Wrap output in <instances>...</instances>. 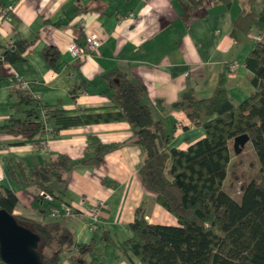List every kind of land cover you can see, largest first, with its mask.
Here are the masks:
<instances>
[{
	"label": "crops",
	"instance_id": "0c3cea01",
	"mask_svg": "<svg viewBox=\"0 0 264 264\" xmlns=\"http://www.w3.org/2000/svg\"><path fill=\"white\" fill-rule=\"evenodd\" d=\"M9 3L14 8L9 9ZM250 6L259 8L255 0H232L229 6L221 0H203L187 13L181 0H3L0 125L18 122L19 130L0 128V184L12 188L18 197L13 213L38 220L63 217L76 242L94 239L91 254L105 264H130L118 249L105 243L102 230L108 229L115 241L129 236L138 205L144 204L150 222L177 224L172 214L154 202L153 193L138 177L143 151L127 121L75 124L51 134L44 128L42 104L72 112L82 107L110 109L111 91L103 75L123 71L142 85L143 100L164 121L170 145L185 148L202 137L204 130L191 124L183 111L170 107L181 91L192 88L197 96H207L221 72L226 74V87L236 103L253 89L245 59L254 42L232 25L241 8ZM87 34L99 38L100 46L78 59L68 45L72 41L83 44ZM18 39L30 41L24 58L1 59L3 46ZM48 45L59 51L57 69L44 57ZM82 81V89L74 95L72 87ZM111 142L119 144L97 165L75 164L65 180L51 182L63 199L48 197L33 180L25 184L9 175L8 169L17 171L18 163L27 172L59 154L72 160L91 156L97 145ZM100 201L105 203L100 220L90 229L85 213ZM62 203L72 205L76 212L52 216L51 207ZM61 264L72 263L65 255Z\"/></svg>",
	"mask_w": 264,
	"mask_h": 264
},
{
	"label": "trees",
	"instance_id": "16d2710c",
	"mask_svg": "<svg viewBox=\"0 0 264 264\" xmlns=\"http://www.w3.org/2000/svg\"><path fill=\"white\" fill-rule=\"evenodd\" d=\"M203 0H181L184 11ZM229 6L232 0H221ZM253 1V0H250ZM255 6L242 7L232 25L249 35L253 48L245 59L253 89L236 103L226 87V74H219L211 94L197 96L192 88L181 91L171 108L185 113L190 123L201 126L204 135L185 148L170 145L171 136L164 121L144 102V89L123 71H110L106 79L113 107L96 111L87 107L75 112L42 104L48 114L51 134L60 128L98 121L124 120L138 135L143 155L138 177L154 202L172 214L177 224L150 222L145 206L134 209L129 224L131 234L115 241L108 229L102 238L126 256L130 264H264V0ZM3 6V0H0ZM29 40L18 39L3 46L1 59L10 62L24 58ZM44 57L54 69L59 65V51L48 45ZM71 89L74 95L82 86ZM84 84V83H83ZM19 123L0 125L8 132L18 131ZM247 133L256 158L245 164L243 150L235 153L233 138ZM119 142L99 144L93 155L72 160L59 154L49 163L35 164L27 172L18 163L17 171L8 169L14 180L27 184L33 180L44 192L62 198L52 181L65 180L75 164L97 165L102 156ZM241 181V193L235 198L230 190ZM38 196H42L39 192ZM18 203L15 191L0 184V208L14 214L18 222L36 231L42 238L39 252L47 264H61L67 256L72 264H105L91 253L94 239L76 242L73 231L62 218L38 220L13 213ZM50 252H46L45 249ZM64 250V251H63ZM90 254V257H86ZM0 264H7L0 259Z\"/></svg>",
	"mask_w": 264,
	"mask_h": 264
},
{
	"label": "water",
	"instance_id": "95a60500",
	"mask_svg": "<svg viewBox=\"0 0 264 264\" xmlns=\"http://www.w3.org/2000/svg\"><path fill=\"white\" fill-rule=\"evenodd\" d=\"M1 62V60H0ZM247 133L233 138L235 153L248 141ZM41 236L30 227L18 222L14 214L0 208V259L7 264H47L38 250Z\"/></svg>",
	"mask_w": 264,
	"mask_h": 264
},
{
	"label": "built area",
	"instance_id": "2783aa9c",
	"mask_svg": "<svg viewBox=\"0 0 264 264\" xmlns=\"http://www.w3.org/2000/svg\"><path fill=\"white\" fill-rule=\"evenodd\" d=\"M8 8L9 9L14 8L13 3H9ZM252 36L255 39H261L264 36V32L263 33H256V34H253ZM100 43H101V40L99 38H97L95 35H92V34L88 35L87 34L85 36V40H84L83 44L72 41L68 45V49L73 54L74 57L81 59V58L85 57L86 55H88L89 53H91L93 51H97L99 46H100ZM231 66H234V65H231ZM17 80L20 81V84L22 86H25V82L21 78L17 77ZM41 117L44 120V128L48 132H50L51 131V125L48 122V114L44 108L41 112ZM42 192H44V191H42ZM239 192H241V189L239 190ZM45 194L48 197L51 196V195L47 194L46 192H45ZM104 205H105L104 201H100L97 204L90 207L89 209H87L85 214H86V217L88 219V226L90 229H94L95 225L100 220L101 209ZM73 208L74 207L70 204L62 203L60 206L51 207L50 214L52 216L71 215L74 213Z\"/></svg>",
	"mask_w": 264,
	"mask_h": 264
},
{
	"label": "rangeland",
	"instance_id": "374dc122",
	"mask_svg": "<svg viewBox=\"0 0 264 264\" xmlns=\"http://www.w3.org/2000/svg\"><path fill=\"white\" fill-rule=\"evenodd\" d=\"M252 149H253V148L251 147L250 143H249V142L246 143V146H245V148H244V150H243L244 160H245V164H246V165L249 164V161H250V160L255 159V154H254V152H253ZM240 189H241V181H239V182L236 184V186H235L232 190H230V193H232V195H233L234 197L239 198L240 193H241V192H239ZM73 211H74V213H75V212H76V209L73 208ZM74 213H73V214H74ZM71 215H72V214H71ZM40 246H41V243H40V245H39L38 250L40 249ZM45 251H46V252H50V250L47 249V248L45 249ZM119 254L122 255L120 252H119Z\"/></svg>",
	"mask_w": 264,
	"mask_h": 264
}]
</instances>
